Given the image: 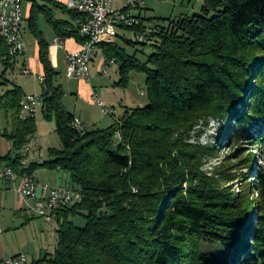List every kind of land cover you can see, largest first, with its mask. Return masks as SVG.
I'll list each match as a JSON object with an SVG mask.
<instances>
[{
  "label": "trees",
  "instance_id": "1",
  "mask_svg": "<svg viewBox=\"0 0 264 264\" xmlns=\"http://www.w3.org/2000/svg\"><path fill=\"white\" fill-rule=\"evenodd\" d=\"M202 1L199 16L147 19L139 13V25L119 27L147 34L146 42L118 33L113 43L101 45L105 60L119 65L116 86L126 88L132 71L146 76L149 105L125 110L109 128L85 135L72 127L75 117L63 105L64 90L55 85L57 73L37 23L42 15L56 38L81 45L85 39L75 25L80 15L48 0L26 2L25 21L38 41L45 78L41 114L55 120L62 149H51L47 162L21 166L37 121L19 118L26 95L14 86L0 97L12 123L2 136L14 156L1 161L19 176L62 170L83 197L56 215L57 249L39 263L264 264V0ZM55 11L68 19H57ZM118 39L129 46L151 44L155 52L142 63ZM16 59L1 40L5 72ZM212 120L223 123L224 141L245 142L257 153L248 156V163H259L249 166L254 181L245 182V176L239 193L225 187L232 176L203 171V160L216 149L191 143L192 134L200 137ZM78 216L85 219L83 228L70 220Z\"/></svg>",
  "mask_w": 264,
  "mask_h": 264
},
{
  "label": "rangeland",
  "instance_id": "2",
  "mask_svg": "<svg viewBox=\"0 0 264 264\" xmlns=\"http://www.w3.org/2000/svg\"><path fill=\"white\" fill-rule=\"evenodd\" d=\"M144 9L136 11V14H142L143 18H160V19H172L175 20L180 17L186 16H199L201 15L202 0H144ZM26 3L24 5L26 13L31 4ZM42 5L44 3L38 2ZM57 19L67 20L66 15L61 14L59 11H55ZM38 28L42 32V35L48 45H52L56 38L52 29L47 24L44 16L38 17ZM120 31V30H119ZM121 37L137 42L136 36L133 32H118ZM23 38L26 44V55L24 58H18L13 70H9L5 73V79L8 83L0 85V96L13 88V85L21 86L24 91L29 94H39L41 92V83L38 80V76L42 75L41 63L39 61L38 41L33 35L25 23L23 27ZM117 44L125 49L129 56H134L140 62L145 63L148 58L154 54L155 49L151 44L145 46L137 44L134 46L126 45L121 39H118ZM49 58L52 60L53 67L57 73L55 79V85L62 86L64 90L63 104L73 115L76 108H80L85 111L93 121H96V125H92L87 122V126H91V129L104 130L109 128L115 123V118H120L123 115V111L128 109L145 108L149 105L147 97V84L146 76L141 72L132 71L129 75V84L126 88L118 87L116 84L121 80L119 73V65H110L107 68V73L102 74L99 68L101 62L104 59L101 51L97 49L93 66H91L93 78L90 82H86L90 85L89 88L93 89L94 93L98 95V101H104V112L101 107L92 99V93L89 90H80V84L82 81L77 79H68L66 76L67 64L65 60V51L61 48H55L49 50ZM27 60L30 64L32 71L31 76H24L22 74L23 61ZM91 64V65H92ZM4 67L0 65V79L3 76ZM142 92L144 93L142 95ZM95 93V94H96ZM94 94V95H95ZM95 96V97H96ZM117 112V114L115 113ZM112 114L116 116H112ZM6 118L4 112H0V127L5 126ZM37 137L39 142L34 143V151L40 153L42 162L50 160L49 152L51 149L61 150L62 145L58 134L56 132L55 120H45L41 114V110L37 114ZM3 126V127H4ZM202 135L197 137L192 134L191 143H199L202 146L214 147L215 154L206 157L203 160V171L210 175H219L223 173L227 177H233L225 187L233 188L235 193H239L242 185L245 182L251 183L254 181L251 177L255 173L251 172L250 165L256 169L259 163L254 161L253 164L248 163V156L250 153L257 155L253 147L247 143L224 141L226 134L223 130V123L218 120L209 121L206 128H202ZM252 173V174H251ZM57 175L56 170H49L40 168L35 171V176L41 182V185H46L43 180L48 179L51 184ZM67 175V174H66ZM63 176L64 173H63ZM225 178V176H224ZM70 181V178H69ZM49 184V185H50ZM54 188V187H53ZM34 205V202H33ZM33 205L31 207H33ZM3 215V216H2ZM34 218L30 220V224L23 229H18L15 233L11 234L8 238L9 250L17 252V255H25L29 264H41L39 263L44 258L49 259L55 254L58 246V223L54 219L53 222H47L45 219L39 217L36 213L33 214ZM5 222L11 224H19V220L13 215L12 212H5L0 214ZM76 227L83 228L86 224L85 219L82 216H78L70 219ZM7 244V243H6ZM215 254H221L216 249H211Z\"/></svg>",
  "mask_w": 264,
  "mask_h": 264
},
{
  "label": "built area",
  "instance_id": "3",
  "mask_svg": "<svg viewBox=\"0 0 264 264\" xmlns=\"http://www.w3.org/2000/svg\"><path fill=\"white\" fill-rule=\"evenodd\" d=\"M27 1L30 0H0V41L3 40L8 47H12L14 58L24 57L27 52L22 28L25 20L24 4ZM48 1L55 2L67 10L80 15L75 25L80 36L85 41L80 45L79 50H66L65 52L66 76L68 79L77 80H89L91 78V64L95 58V56H91V49H100L103 44L113 43L117 39L119 27L127 26L132 28L139 25V14H136V11L144 5L143 0H122L120 6L115 4V0ZM136 39L141 43L150 40L145 33L139 34ZM53 44L56 47L64 48V42L59 38H55ZM115 64L116 61L114 59H104L100 72L106 74L107 68ZM22 74L24 76L31 75L27 63L22 68ZM94 98L99 107L107 113L105 104L98 101L97 96ZM44 102L45 100H42L41 94L25 96L20 103L22 116H25V119L36 118ZM112 116L116 115L112 114ZM118 120L119 118H115V122ZM72 127L81 135H85L90 129L77 118L74 119ZM36 142H38V139L30 137L22 150L23 154H26V161H21V166L24 169L30 167L27 158L32 155L33 144ZM18 177L22 179L20 194L27 200L34 202L32 210L47 222H52L53 215H58L62 209L82 202L81 193L73 191L70 187L59 186L51 188L49 185H41L33 175L19 176L10 167L0 169V185L2 183H13ZM0 264H29V260L25 255L20 254L15 257L0 259Z\"/></svg>",
  "mask_w": 264,
  "mask_h": 264
},
{
  "label": "crops",
  "instance_id": "4",
  "mask_svg": "<svg viewBox=\"0 0 264 264\" xmlns=\"http://www.w3.org/2000/svg\"><path fill=\"white\" fill-rule=\"evenodd\" d=\"M143 2H144V0H143ZM121 3H122V0H115V4L116 5L120 6ZM144 7H146L145 3L141 7V9H139V10L140 11L145 10ZM29 11H30V7L28 8V12L27 13H26V10H25V19H27ZM140 11H139V13H140ZM141 16H142V14H141ZM25 23H27V22L24 20L22 28L24 27ZM63 42H64V48H61V49H64L65 52H66V50H68V51H77L80 48V44L77 43L75 40L71 39V40H67V41H63ZM46 43L48 44V42H46ZM48 48H49V50L50 49L53 50V49L59 48V47H56V46H54V44H52L51 46L48 45ZM99 50L101 51V53L103 55L102 50L101 49H99ZM24 57H21V58H24ZM38 57H39V52H38ZM103 57H104V55H103ZM16 60H15V64H16ZM49 60H50L51 65L53 67L52 60L50 58H49ZM103 60H102V62H103ZM102 62L100 63L101 66H102ZM25 63H27V65L30 68V64H29V62L26 59L23 61L22 68L25 65ZM14 65H13V68L11 70L14 69ZM93 65H94V63L91 66H93ZM100 70H101V67L99 68L98 72ZM30 71H31V68H30ZM6 72H5V68H4L3 76L0 79V85H4V84L8 83V81L5 79V73ZM41 72H42V75H40L38 77H44L42 66H41ZM31 75H32V71H31ZM92 78H93V74H92V70H91V78L89 80H80V81H82V83L80 84V90H79L80 92L82 90H89V92L92 93L91 92V91H93V89H91L92 87L89 88L90 85H88L86 83V82H90ZM14 86H17V85H13V87ZM41 86H42V84H41ZM18 87H20L23 90V92H24V94L26 96L27 95H34V94L26 93L24 91L23 87H21V86H18ZM95 93L93 91V94L90 95V96H92V99H94V97L96 95H98L97 93L96 94ZM39 94H41V92ZM102 102H104V101H102ZM64 107L69 112V110L66 108V106H64ZM1 111L4 112V115H5V118H6L5 126L3 125L4 127L3 126L0 127V169H3V168L6 167V165H5V163H3L1 161V159L7 157L9 154L14 156V151L12 150L11 143H9L2 136V134L5 131L11 132L12 123L10 121L9 115L3 109L0 108V112ZM115 113L117 114V112H115ZM73 116L75 118H77V119H80L85 125H87V122H89L92 125H96V123H97L96 121H93L88 116H86L85 111L80 109V108H76L74 110ZM37 132H38V127H37ZM36 135H37V133H36ZM36 135L34 136L35 138L37 137ZM36 139H38V138H36ZM38 142H39V139H38ZM39 157H41V154L40 153L38 154V153H36V151H34V144H33L32 155L27 158L28 164L31 165L33 163H42V161H41V159ZM56 172H57V175L55 176V178H54V180L52 181L51 184L48 182V179L43 180V183H45L46 185L50 184L49 186L51 188H53V187L55 188V187H59V186L60 187H69L70 186V181H69L70 177H69V175L67 173H65L64 171H62V170H56ZM63 173H64L65 176H63ZM33 176L39 182V180L35 176V173L33 174ZM39 183L42 184L41 182H39ZM21 184H22V179H21V177H18L13 183H2L0 185V214H2V211H3V213L9 211V212L13 213V215L17 218V220H19V224L12 225L13 221H12L11 224H9V223L5 222L2 218H0V259L11 258V257L17 256V254H18L17 252L9 250V248H8L9 244H8L7 240H8V238L10 236H12L11 234L15 233L18 229H23V228H25V226L29 225L30 224V220L32 218H34V215H33L34 211L32 210V207H31L33 205V202L31 200H27L26 198H24L20 194Z\"/></svg>",
  "mask_w": 264,
  "mask_h": 264
},
{
  "label": "bare ground",
  "instance_id": "5",
  "mask_svg": "<svg viewBox=\"0 0 264 264\" xmlns=\"http://www.w3.org/2000/svg\"><path fill=\"white\" fill-rule=\"evenodd\" d=\"M8 51H9V54L11 55V56H13V54H12V47H8ZM96 51H97V49H91V56H95V54H96ZM38 79L40 80V83L41 84H43L44 83V81H45V78L44 77H38ZM41 98H42V100H45V97H43L42 95H41ZM100 102H102V101H100ZM103 103V102H102ZM19 118L21 119V120H24L25 119V116H22V107H20V111H19ZM117 138H119L120 136H116ZM117 138H116V140H117ZM22 157H23V159H22V161H26V154H23V151H22ZM41 164V163H40ZM55 217H56V215H53V221H54V219H55ZM52 221V222H53Z\"/></svg>",
  "mask_w": 264,
  "mask_h": 264
}]
</instances>
